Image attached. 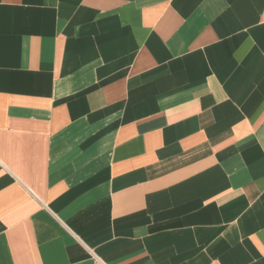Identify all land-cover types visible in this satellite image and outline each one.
<instances>
[{"label": "crops", "instance_id": "crops-1", "mask_svg": "<svg viewBox=\"0 0 264 264\" xmlns=\"http://www.w3.org/2000/svg\"><path fill=\"white\" fill-rule=\"evenodd\" d=\"M0 264H264V0H0Z\"/></svg>", "mask_w": 264, "mask_h": 264}]
</instances>
